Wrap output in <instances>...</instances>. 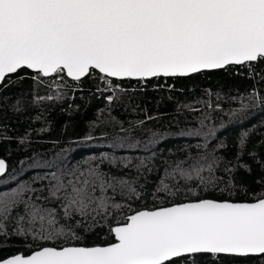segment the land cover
I'll return each instance as SVG.
<instances>
[{
  "label": "snow or ice",
  "instance_id": "1",
  "mask_svg": "<svg viewBox=\"0 0 264 264\" xmlns=\"http://www.w3.org/2000/svg\"><path fill=\"white\" fill-rule=\"evenodd\" d=\"M259 63H264V0H0L5 88L14 83L11 74L22 80L27 70L37 83L53 75L80 82L95 73L105 85L97 91L111 93L105 99L112 104L125 91L119 83L124 80L189 77ZM61 98L58 92L35 101ZM249 98L264 103L255 91ZM247 142L243 133L241 151ZM215 152H186L183 159L165 161L151 189L145 175L157 170L149 167L151 157L122 162L136 170L135 177H126L104 171V161L117 165V158L105 156L100 163L85 161L83 168L57 165L38 178L48 181L40 188L0 193V237L52 242L27 255L0 256V264H196L198 256L264 257V188L251 193V201L202 196L248 194L234 175L247 165H231ZM7 168L0 158V176ZM148 198L154 206L140 207ZM101 220L111 242L81 244Z\"/></svg>",
  "mask_w": 264,
  "mask_h": 264
},
{
  "label": "trees",
  "instance_id": "2",
  "mask_svg": "<svg viewBox=\"0 0 264 264\" xmlns=\"http://www.w3.org/2000/svg\"><path fill=\"white\" fill-rule=\"evenodd\" d=\"M250 71L259 75H249ZM33 75L29 70L21 72L20 76L25 77L21 80L12 74L14 83L6 88L0 85V158L8 165L0 178V193L24 185L40 188L48 181L38 178L56 171L57 165L83 168L87 166L85 161L96 158L94 162L100 163L105 156L117 158V165L104 161L101 168L126 177H135L136 170L122 167V162L131 159L136 164L141 158L151 157L149 167L157 169L145 172L151 189L163 174L165 161L183 159L186 152L196 155L213 149L231 165H247L234 175L238 185L247 187L248 194L238 191L229 196L215 191L202 193L204 198L251 201V193L264 188L257 183L264 180V103L249 98L254 91L264 97V80L260 79L264 63L252 69L228 66L189 77L124 80L119 83L125 91L112 104L105 99L111 93L97 91L105 85L95 73L80 82L66 75L62 80L53 75L37 83ZM58 92L61 99L35 101L36 96L55 97ZM17 101L19 110L14 107ZM243 133H248V142L241 151L239 138ZM88 136L92 139L86 140ZM205 143L207 148L198 147ZM220 144L225 147L218 149ZM139 206L154 205L148 198ZM83 235L80 243L85 246L111 242L102 220ZM28 244L33 248L29 249ZM37 245L52 246V242L0 237V256L27 255ZM177 264L188 262L178 260ZM196 264H264V257L221 255L213 260L198 256Z\"/></svg>",
  "mask_w": 264,
  "mask_h": 264
},
{
  "label": "water",
  "instance_id": "3",
  "mask_svg": "<svg viewBox=\"0 0 264 264\" xmlns=\"http://www.w3.org/2000/svg\"><path fill=\"white\" fill-rule=\"evenodd\" d=\"M231 66H238V65H231ZM218 70H219V69H218ZM29 71H31V70H29ZM209 71H213V70H209ZM31 72H32V71H31ZM11 75H12V74H11ZM66 77H67V76H66ZM48 78H49V77H48ZM67 78L71 80V78H69V77H67ZM6 163H7V162H6ZM7 169H8V168H7ZM6 172H7V171H6ZM5 174H6V173H5ZM5 174H4V175H5ZM4 175H3V176H4ZM1 177H2V176H0V178H1Z\"/></svg>",
  "mask_w": 264,
  "mask_h": 264
}]
</instances>
